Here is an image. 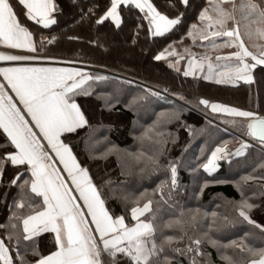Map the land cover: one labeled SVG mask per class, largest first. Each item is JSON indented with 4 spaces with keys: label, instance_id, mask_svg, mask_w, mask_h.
I'll list each match as a JSON object with an SVG mask.
<instances>
[{
    "label": "snow or ice",
    "instance_id": "1",
    "mask_svg": "<svg viewBox=\"0 0 264 264\" xmlns=\"http://www.w3.org/2000/svg\"><path fill=\"white\" fill-rule=\"evenodd\" d=\"M71 2L73 7H76L78 0ZM190 2L191 0H165L166 7L174 9L168 14L161 10L154 0H107L101 14L96 18L100 11L97 0H84V3L79 5L78 19H75L74 23L96 27L110 22V27L119 29L123 26L124 14H131L136 20L131 38V43L135 45L145 22L148 25L147 37L150 39L164 37L179 26ZM226 4L229 6L225 7ZM58 11L61 9L55 0H0V44L11 49H24L35 53L37 47L30 25L47 29L57 23L54 14ZM93 19L94 24H91ZM196 20L199 24H191L185 35L193 39L199 35L201 40H209L211 37L213 48L218 47L216 38H220L223 43L219 46L236 49L226 57H217V60L232 61L235 64L234 70L214 73L213 64L209 62L203 79L211 80L215 75L218 84L235 83L238 80L254 83L253 70L258 67L264 69V45L252 44L251 48L255 50H251L250 46L245 44V38L249 41L253 38L264 40V5L257 0H239V3L235 0H209L208 5L199 10ZM229 22L231 27H228ZM55 39V36L42 37L40 51H44L45 43H53ZM90 43L95 45L97 42ZM173 56L177 59H169ZM38 59L53 58L0 52V61L23 62ZM152 59H166L168 67L179 71L177 65L184 57L177 54L173 44L169 43ZM206 59L201 57L197 60L189 51L183 75H201ZM108 81L133 84L132 80L121 78L118 74L93 75L79 67L28 64L0 67V130L4 137V147L0 149V186H5L6 189L17 188L13 202L8 205V216L0 223V264H172L176 256H184L188 264H208V254L201 249L202 242L207 240L213 247H221L207 232L196 238L189 237V243L183 247L174 246L175 242L183 239L184 223H195V213L185 221L181 219L185 215L181 209L175 218L165 221L163 226L156 222L162 211L161 205L167 204L171 207L173 195L180 187L179 157L170 159L163 165L167 179L158 183L153 190L159 199L154 201L148 198L142 206L140 201L145 193L133 197L130 191L122 187L125 181L120 182L117 191L108 173H105L107 178H101L99 184L91 175L90 167L81 160L71 142L72 138L79 137L85 128L89 129V132L81 138L84 141L81 152L87 159L107 160L109 156L115 155L120 174H128L125 171L127 165L120 157V153L126 150L109 141L107 136L91 141L95 129L76 99L81 95H93L96 85ZM142 92L143 95H134L124 107L131 108L137 100L147 96L165 100L170 104L175 103V100H167V97L158 91L145 88ZM119 93L120 90L117 89L116 95L100 93L96 94V98L103 101V109L113 110L120 102L117 99ZM173 95L177 100L183 101L184 105L193 108L204 106L210 108L214 114L244 118L245 136L248 140H242L239 147L231 152L224 146H216L205 163L197 164L198 168L202 167L205 172L211 174L219 167V161L231 162L234 156L245 155L249 148H256L260 153H264V115L256 111L212 103L204 98L192 104L179 93ZM186 110L178 108L170 113H158L157 121H154L150 128L171 123L173 120L181 122L180 112ZM205 119L207 120V114ZM212 123L208 120L209 125ZM185 127L191 139V126ZM147 131L134 139H142ZM170 135L164 131L155 133L154 143L157 147L151 156L144 158V154L140 152L128 153L137 163L144 158V167L138 169V174L148 169L157 171L161 167L159 157L164 154V146L169 142ZM172 142L174 143L175 139ZM101 145L104 146L103 151H97ZM201 151L203 152V146ZM9 167L15 174L5 185L3 173ZM203 187L202 185L201 188ZM105 188L108 189L107 194ZM110 199L122 202L125 214L117 215L111 211L108 207ZM153 203L155 208L152 207ZM254 207L255 205L247 199H241L236 210L243 221L264 231V226L250 218L249 213ZM215 215L212 213L213 217ZM177 226L182 232L180 237L162 235L163 229ZM213 227L214 221L209 224V229ZM47 232L54 234V250L43 254L33 241ZM158 234L162 235L159 242ZM5 240L11 243H5ZM230 243L241 247L236 245L235 241ZM30 244L32 247H29ZM166 248L175 253V256L165 255ZM248 251L254 257L248 264H264V249L249 248ZM257 256L258 259L255 258ZM200 257L204 258L202 262L198 259ZM221 258L227 264H235L229 256L222 255Z\"/></svg>",
    "mask_w": 264,
    "mask_h": 264
},
{
    "label": "trees",
    "instance_id": "2",
    "mask_svg": "<svg viewBox=\"0 0 264 264\" xmlns=\"http://www.w3.org/2000/svg\"><path fill=\"white\" fill-rule=\"evenodd\" d=\"M258 1L264 5L263 0ZM55 2L61 9L54 14L57 20L55 25H50L47 29L38 25H30L38 52L42 37L55 36V41L50 44L45 43L44 51L40 52L46 55L76 58L86 61L92 68H103L109 71L108 74L90 70L89 72L93 75H110L112 72L126 77L131 76L151 87H145L134 81L131 85L108 81L105 84L96 85L93 95L76 97L90 124L95 129L91 141L107 136L109 141L115 143L120 149L126 150L120 153V157L127 165L125 171L128 174L122 176L120 168L116 165L115 155L109 156L107 160L92 161L88 160L86 155L81 152L84 147V141L81 138L89 132V129L85 128L80 132L79 137L72 138L71 142L77 154L90 167L91 175L95 177L96 182L99 184L101 178H107L105 173H108L114 181L113 186L117 188V191H119L120 182L125 181L122 187L126 191H130L133 197L139 196L142 192L145 193L140 201L141 204L148 198L155 201L159 199V196L154 194L153 190L158 183L167 179V172L163 165H166L168 160L179 157L178 183L180 187L173 195L172 202H170L172 203L171 207L167 204L161 205L162 211L156 221L157 224L163 226L165 221L175 218L181 209L185 214L181 219L185 221L195 213V223H184L183 239L175 242V247H183L184 244L189 243V237L196 238L207 232L211 239L218 241L221 245L217 249L207 240L202 242L201 249L208 254V264H227L221 258L222 255L231 257L235 264H248V261L254 257H245V250L244 253L238 251V247L230 243L250 234L247 232L248 223L239 217L236 210L238 207L232 202L239 203L241 199H247L254 204L255 207L249 213L250 218L264 226V154L249 148L245 151V155L234 156L231 162L219 161V167L211 174L205 172L202 167L198 168L197 164L205 163L211 150L216 146H225L227 141L230 143L237 139L236 135L225 128L245 136L244 118H230L228 121L212 114L204 106L193 108L190 105H184L183 101L177 100L173 94L183 95L192 104H196L200 98L209 101L218 99L264 112V69L258 67L253 71L254 83H240L233 86L206 81L201 77H185L180 70L168 67L165 59L160 61L152 59L167 44L181 38L187 32L188 27L195 22L199 10L205 6V0H191L188 10L184 13L183 22L164 37L148 38V25L145 22L135 45L131 43L132 29L136 23L133 15L125 13L123 26L119 29H116L115 26L110 27V22L103 26L93 27L90 24L74 23L75 19H78L79 5L84 3V0H78L76 7H73L71 0H55ZM97 2L100 11L96 18L101 14L107 0H97ZM154 2L168 14L174 11V9L166 7L165 0H154ZM94 19L90 22L91 24H94ZM69 37H77V39ZM91 41L97 43L93 45L90 43ZM124 51L136 52V54L124 56ZM145 88L158 91L167 97V100H175V103L170 104L165 100L147 96L145 99L137 100L131 108L126 109L124 104L134 95H143L142 89ZM117 89L120 90L117 96L120 102L115 105L113 110L103 109L101 107L103 101L98 100L96 94L111 93L116 95ZM164 89L168 91L164 92ZM178 108L187 109L180 112L181 122L173 120L171 123L150 128L153 126V122L157 121L158 113L166 111L170 113ZM206 114L207 120L205 119ZM208 120L213 123L209 125ZM230 121L231 123H228ZM186 125L191 126V139ZM146 130L148 131L142 139H134V137H141V134ZM157 131L171 134L168 136L169 142L164 146V154L159 157L161 167L157 171L148 169L138 174V169L144 167V158L153 155L157 147L154 143ZM173 139H175L174 143ZM201 146H203V152ZM3 147L4 137L0 130V149ZM103 147V145L99 146L97 151H103ZM138 152L144 154V158L139 163L128 155V153ZM14 174L12 168L5 169L3 173L5 185ZM105 192L108 193L107 188H105ZM16 193V187L6 189L5 186H0V223L6 220L8 205L13 202ZM128 206L130 207L131 204ZM108 207L117 215L125 214L122 202L117 199H110ZM152 207H156L155 203ZM212 213L216 214L215 217L212 216ZM213 221L214 227L209 229V224ZM162 235L180 237L182 232L177 226L172 229H163ZM162 235H157L158 242L162 239ZM5 243L11 242L5 240ZM33 244L43 254L54 250V239L48 232L42 233L33 241ZM223 245H228V247H223ZM29 247H32V244ZM249 247L256 249L260 246ZM164 254L175 256V253L169 248L165 249ZM198 259L202 262L204 258ZM177 261L179 264H188V260L184 256H176L172 264H177Z\"/></svg>",
    "mask_w": 264,
    "mask_h": 264
},
{
    "label": "crops",
    "instance_id": "3",
    "mask_svg": "<svg viewBox=\"0 0 264 264\" xmlns=\"http://www.w3.org/2000/svg\"><path fill=\"white\" fill-rule=\"evenodd\" d=\"M205 1H206V4H205L204 7H206L208 5V3H209V0H205ZM235 2L239 3V0H235ZM257 2L261 4V2H259L258 0H257ZM230 23L231 22H229L228 27H229ZM193 24H199V22L197 20H195V22ZM194 31H196V30H194ZM182 37H183L182 40L186 39L185 36H182ZM212 39L213 38H211V37L209 38V40H201V39H199V41L195 44V45H197V46H195V47H197L196 48L197 51L195 53H193L194 54V58L197 59V60H199L201 57H206L207 58L206 61H205V64H204V68L202 70V74L199 75V76H195L196 78L197 77H201L203 79V74L207 73V63H209V62L213 64V72L214 73L229 72V71L234 70V68H235V64L232 61L225 60V59L217 60V57L218 56L222 57V58L226 57L228 55V53L236 51V49L234 47L229 48V47H226V46H219V45H222V43H223V40L220 39V38H216V44L218 45V47L213 48L211 46V43H210V41ZM182 40H180V38H179V40L178 39H177V41L173 40L174 42L171 41L170 43L173 44V47H174L176 53L184 57V59L179 60V63L177 65L179 70L183 73L184 65L187 64V62H188V60H187L188 54L185 53V51H186L185 48L183 49L181 47V45H180L181 44L180 42ZM192 42H193V40L191 39L190 44ZM245 44L249 45L250 48H251L252 44L264 45V40H260L259 38H253L252 41H249L247 38H245ZM251 50H255V49L251 48ZM0 52H4V53H7V54H27V55H36V56H39V57H51V58H53V59H38V60H35V61H23V62L0 61V67L15 66L17 64H28V65L48 66V67H79V68L84 69L86 72H89L90 70H96V71H99V72H102V73H108L109 74V71H107V69L105 70V69L101 68V70H100V68H92L91 65H89L86 61H82V60H79V59H76V58H71V57H66V56L63 57V56L46 55V54H43L40 51L38 52V50L35 53H30V52H28L27 50H24V49H11V48L7 47L6 45L0 44ZM169 59L176 60L177 57L173 56V57H170ZM166 61L168 63V60H166ZM172 69L176 70L175 68H172ZM111 73L112 72H110V75H111ZM113 74L114 73H112V75ZM189 77H193V76H189ZM128 78H132V77H128ZM141 78H144V77L141 76ZM132 79H134V80H132L134 82L142 84L145 87L151 88L150 86H148L146 83L142 82L141 80H138L136 78H132ZM206 81H210V82H215L216 83V81H214V80H206ZM240 83H246V82L243 81V80H238L235 83H220V84H227V85L229 84V85L235 86V85L240 84ZM210 102L219 103V104H222V105H227V106H230V107H235V108H238V109H241V110H246V111H256L259 114L264 115L263 111H259L256 108H247V107H244V106H240V105H237V104H232V103L225 102V101L218 100V99H215V100L213 99V101H210ZM208 110L211 112L210 108H208ZM212 114H214V113H212ZM214 115H218V116L223 117L225 119H227V118H241V117L227 116V115H224V114H214ZM225 130L230 131L231 133L236 135L237 139H234L235 141L233 140V142H232V144L233 143H237V146L235 148L239 147L238 144L242 140H244V139L248 140L247 136L241 135L240 133L232 131V130H230L228 128H225ZM249 143H251V141H249ZM230 145L228 144V146H227V143H226V145L224 147H229ZM235 148H233L232 150H234ZM227 149L229 150L230 148H227ZM251 149H254V150L258 151L256 148H251ZM141 206H142V204H141ZM129 222H130V219H129ZM48 233H50V232H48ZM51 234H52L53 239H54V234L53 233H51ZM258 258L259 257H257V259Z\"/></svg>",
    "mask_w": 264,
    "mask_h": 264
},
{
    "label": "rangeland",
    "instance_id": "4",
    "mask_svg": "<svg viewBox=\"0 0 264 264\" xmlns=\"http://www.w3.org/2000/svg\"><path fill=\"white\" fill-rule=\"evenodd\" d=\"M229 5H225V7H228ZM204 8V7H203ZM229 27H231V23H230V25H229ZM195 32V31H194ZM183 36H185L186 37V39H184V40H182L181 38H180V40H182L180 43V45H181V47L184 49L185 48V50H187V51H185V53H187L188 54V52L190 51L191 53H195L196 51H197V47H195V46H197V45H195L198 41H199V39H200V37H199V35H196L195 36V39H193V38H190V37H188V36H186L185 34L183 35ZM191 39L193 40V42L190 44V42H191ZM179 40V39H178ZM175 41H177V40H175ZM174 42V41H173ZM199 47V46H198ZM136 51V50H135ZM129 54V55H128ZM134 54H136V52H126V51H124V56H134ZM100 70H101V68H100ZM204 74H206V73H204ZM211 80H214V81H216V77H215V75H214V77H213V79H211ZM263 92H264V90H263ZM229 119L230 118H227V120L229 121ZM228 123H231V121L230 122H228ZM233 123V122H232ZM227 143V146H228V144L230 145V144H232V142H226ZM232 146V145H231ZM226 148H229V147H226ZM232 204L233 205H235L236 207H239V203H236V202H232ZM259 224V223H258ZM261 225V224H260ZM247 232H250V234L249 235H247V236H244V238H241V239H238V240H234L235 241V243H236V245L237 244H239V245H241V247H238V251H243V253H244V250L246 251V256L245 257H252V254L248 251V249L250 248L249 246H252V245H254V246H260L259 248H256V249H264V231H261V229H259V228H256L254 225H251V224H248V229H247ZM246 232V233H247ZM226 236V235H225ZM245 241H247V243H245ZM258 257V256H257ZM257 257H255V258H257Z\"/></svg>",
    "mask_w": 264,
    "mask_h": 264
},
{
    "label": "built area",
    "instance_id": "5",
    "mask_svg": "<svg viewBox=\"0 0 264 264\" xmlns=\"http://www.w3.org/2000/svg\"><path fill=\"white\" fill-rule=\"evenodd\" d=\"M122 78H127V79H129V80H134V79H132V78H128V77H126V76H123V75H120ZM244 140H247V139H244ZM237 146V143H233L232 144V146L230 145L229 146V151H231L233 148H235Z\"/></svg>",
    "mask_w": 264,
    "mask_h": 264
},
{
    "label": "bare ground",
    "instance_id": "6",
    "mask_svg": "<svg viewBox=\"0 0 264 264\" xmlns=\"http://www.w3.org/2000/svg\"><path fill=\"white\" fill-rule=\"evenodd\" d=\"M111 75H112V73H111ZM130 75V74H129ZM131 77V76H130ZM235 141V140H234ZM233 142V141H232ZM240 144V143H239ZM239 144H238V146H239ZM232 145V144H231Z\"/></svg>",
    "mask_w": 264,
    "mask_h": 264
}]
</instances>
